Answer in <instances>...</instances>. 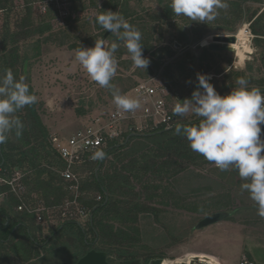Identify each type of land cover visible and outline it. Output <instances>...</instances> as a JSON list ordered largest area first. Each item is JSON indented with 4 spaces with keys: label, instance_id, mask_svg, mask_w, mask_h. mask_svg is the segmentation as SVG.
Here are the masks:
<instances>
[{
    "label": "trees",
    "instance_id": "1",
    "mask_svg": "<svg viewBox=\"0 0 264 264\" xmlns=\"http://www.w3.org/2000/svg\"><path fill=\"white\" fill-rule=\"evenodd\" d=\"M40 1L43 0H15L16 3H21L23 13L16 24V29L12 31L8 14L14 9V0H0V14L4 15L0 25V72L10 68L17 79L20 76L26 77V83L29 84L30 91L34 94L30 77H28V68L31 60L40 55V46L53 42L58 46H67L71 50L79 48L76 44L69 45L68 42L53 38L54 19H60L62 28L70 25L76 30H80L82 26L84 28L92 25L96 31L100 32V37L103 40H108L109 43L115 40L111 33L104 36L106 31L96 24V16L91 21L81 18L80 13L86 10L84 0H69V12L65 17H59L58 11L50 5L44 14H39L36 3ZM245 1L247 0H230L231 13L235 15L236 20L242 19L241 7ZM250 1L261 2V0ZM156 2L161 8V12L152 16L150 23L138 15V12L131 7L129 0H108L98 9L97 13L111 10L123 15L142 33L143 54H147L153 52L154 49L153 45H149L155 30L151 23H158L157 27L160 28L162 23L168 24L180 17L176 16L170 8V0H156ZM35 11L40 18L36 17ZM255 14L256 12L252 13L248 19H253ZM261 16L262 14L251 22V29L257 37L255 44L258 47H263L264 51V45L259 44L261 41L258 38L264 37V26L260 24ZM223 17L225 24H232L233 20L229 19L227 15H223ZM255 22H259L260 31L255 29ZM36 36H38L36 42L26 44L24 52L20 54L19 44ZM198 36L199 33L194 30V39H198ZM41 37H43L42 40ZM177 39V42L190 43L188 34L182 32L179 33ZM162 49L169 50L164 47ZM126 53V48L120 44L118 54ZM155 54L154 51L153 55ZM207 56L210 55L207 54ZM180 64L178 68L182 74L186 68L184 63ZM159 65L154 63V68L159 69ZM164 70V79L172 81V68L165 66ZM149 73H151L150 70ZM236 75L238 78L239 74ZM188 78L189 75L184 77V79ZM259 83V87L264 89V78L259 80ZM232 84L230 83L228 87H232ZM127 89L124 88L123 92ZM38 107L39 104L36 102L16 113L25 127L22 136L17 138L13 132L9 135L8 140L0 145V174L4 178H11L15 172L20 174L21 183L25 187L23 197L30 206L58 207L69 196L64 190L67 184L56 171L57 168H61L62 161L49 144L48 130L40 119ZM79 114L80 112L77 113V115ZM177 118H179L177 123L188 122V120H180L182 117L177 116ZM196 121L197 119L191 122L195 123ZM174 128L175 126L167 131L132 135L126 142L128 135H125L123 143L118 140L110 141L103 149L106 152L105 158L89 166L93 169V173L84 178L80 188L81 192H86V196L81 197L78 202L88 208L90 220L94 222L96 235L99 239L114 237L122 239L125 245L136 243L139 231L137 216L142 214L149 216L152 212L155 215V220H158L159 213L164 212L150 204L155 201H159L165 207L171 204L176 208L182 207L189 212L205 215L230 207L233 202L232 190L235 191L237 186L240 187L243 183L238 173L234 170L220 171L202 155L192 151L187 140L182 135L175 134ZM193 168H206L208 174L202 176L193 173ZM180 175L186 176L188 181L196 183L190 192L196 194L197 199L207 196L203 206H199V201H190L185 204L180 197L172 192L174 187H171L168 182L178 181L177 177ZM203 182L206 184L203 185ZM214 186L219 188L215 189ZM8 190V186H0V194L7 192L6 196L0 200V236L6 239L9 234L13 235L17 232L13 231V228L16 227L18 230L17 224H19L24 227L26 238L20 240V233H15L13 236L17 238V241H13L15 238L11 240L13 242L10 250L19 252L25 246L26 251L32 252L34 233H40L41 228L35 225L34 215L14 211L19 200ZM97 194L102 195L100 202L95 201ZM253 206L255 207V204ZM56 211H44L43 214L46 218H49L51 214L54 217V222L59 223L61 216ZM6 247L5 244H0V254H2L0 264H4L3 255Z\"/></svg>",
    "mask_w": 264,
    "mask_h": 264
},
{
    "label": "rangeland",
    "instance_id": "2",
    "mask_svg": "<svg viewBox=\"0 0 264 264\" xmlns=\"http://www.w3.org/2000/svg\"><path fill=\"white\" fill-rule=\"evenodd\" d=\"M107 1L84 0L86 10L80 13L81 18L91 21L98 14V9ZM226 2L228 3V8L218 10L219 14L216 19L208 23L191 21L183 16L178 17L175 21H169L170 23L168 24L162 23L160 28L157 27L158 23H151L155 30L149 45H153L154 49L152 51H155L156 54L153 55V52L143 54L149 60L148 67L146 70L135 67L128 53L119 55L117 50L115 53L117 62L116 75L111 83L118 87L123 94L130 97L131 94L128 92L140 81L152 80L156 84L162 83L168 91L167 100L172 109L177 99L181 100L190 96L193 84L198 81L197 74L212 76L211 84L220 95L228 94L232 87L235 86L236 74H239L238 77L246 78L251 86H259V80L264 78V51L263 47H258L255 44L256 36L252 42L254 47V53L251 55L252 60L247 62L244 68L243 65L239 69H229L230 65L235 61L234 53L226 51L214 52L209 50L208 47L212 43L213 36L232 35L243 24H249L255 20V17L261 15L260 12L264 10V0L258 3L250 0L245 1L241 7V20H236L235 15L231 13L232 5L230 0H226ZM129 3L138 12V15L148 23H150L152 16L161 12L156 0H129ZM13 8L8 14V16L10 15L12 31L16 29V24L23 13L20 2L16 3L14 0ZM254 12H256L255 17L249 20L248 18ZM35 15L40 18L37 11H35ZM223 15H227L229 19L233 20L231 25L223 22ZM2 17L4 15L0 14V25L2 24ZM261 17L260 24L264 26V15ZM60 24V19H54L52 27L53 38L68 42L69 45L76 44L79 47H93L95 40L103 39L100 37V32L96 31L92 25L84 28L82 26V29L76 30L70 25L62 28ZM254 25L255 29L260 31L259 22H255ZM194 30L199 33L198 39H194ZM180 32L188 34L190 38L189 44L177 42ZM37 38L38 36L21 42L19 44L20 54L24 52L26 44H33ZM258 38L261 41L259 44L264 45V37ZM105 42L110 45L108 40H105ZM163 47L169 48V50L162 49ZM207 54L211 57L207 56ZM154 63L160 64L159 69L154 68ZM180 63H184L183 65L186 68L182 74L178 68ZM165 66L172 68L173 80L170 82L164 79ZM149 70L151 73H149ZM187 75H189V78L184 79ZM28 77H30L31 86L37 96L39 104L38 114L49 135L69 136L78 129L95 124L98 119H104L111 109H117L109 89L100 87L90 79L87 72L75 60L74 50L69 49L67 46H58L53 42L42 44L40 46V55L31 60L28 68ZM230 83H233L232 87H228ZM133 84L135 85L133 86ZM129 86L132 87L130 88ZM124 88L128 89L123 92ZM78 112H80L79 115H77ZM196 119V117L189 115L188 117H182L180 120L195 121ZM128 124L129 122L127 121L124 126ZM163 130V128H159L157 131ZM151 132L148 129L140 133L127 131L120 136L118 141L123 143L125 135H145ZM193 173L202 176L208 174L206 168H193ZM177 179L178 181L172 180L168 182L171 187H174L172 192L177 197H180L185 204L190 201H199V206H203L202 204L205 203L204 200L207 199V196L197 199L196 194L190 192V189L194 188L196 183L188 181L187 177H182V175L178 176ZM202 184L205 185L206 183L203 182ZM214 188L218 189L219 187L214 186ZM222 189L224 190V188ZM232 195L233 202L230 207L207 215L192 213L185 210V208H176L171 204L165 207L159 201L150 203L158 210L164 211L159 213L158 220L165 222L166 231L170 234L169 236L172 240L169 244L171 246L170 253L177 256V258L188 260L189 257L193 256V253L199 251V256L214 261L213 258L203 254L213 257L210 254L212 253L211 245L220 243L215 237L220 238L219 232L223 234L234 230L239 233L235 240L237 253L231 259L230 264H240L244 259L250 260L248 257L250 253L255 256L258 253L264 256V249H261L262 246L264 248V218L257 215L256 205L255 207L253 206L255 203L249 198L247 192L241 191L239 186H237L235 191L232 190ZM218 212L226 213V219L220 221L219 224L215 223L208 227L197 229V224L200 220L205 216ZM137 220H139L138 226L142 233V239L139 241L141 246H146V244L153 246V238L164 235L165 231L162 232L164 229L162 230L158 225H153L155 221L153 217L142 214L137 216ZM54 223L58 224V222ZM114 226L119 227L115 224ZM156 232H159V234L156 235ZM259 247L261 248L259 249ZM214 262L221 264L218 260Z\"/></svg>",
    "mask_w": 264,
    "mask_h": 264
},
{
    "label": "clouds",
    "instance_id": "3",
    "mask_svg": "<svg viewBox=\"0 0 264 264\" xmlns=\"http://www.w3.org/2000/svg\"><path fill=\"white\" fill-rule=\"evenodd\" d=\"M176 16L191 21L208 23L216 19L220 9H227L226 0H170ZM95 22L110 32L115 40H95L93 47H79L74 58L90 79L111 92L118 111L133 113L141 107L138 98L123 94L111 83L116 75V59L120 44L126 48L135 67L146 70L148 58L143 56L142 33L123 15L111 10L101 11ZM211 76L197 74L198 85L182 102L176 100L173 115L197 118L195 123H177L174 131L182 135L192 151L202 155L220 171L234 170L243 181L241 191L249 194L255 203L257 215L264 218V89L251 86L244 77L235 80V86L226 95H220L209 83ZM202 89V90H201ZM37 102L30 91L26 77H15L10 68L0 72V145L14 132L19 138L25 127L16 115L26 106ZM106 152L94 151L92 160H103Z\"/></svg>",
    "mask_w": 264,
    "mask_h": 264
},
{
    "label": "built area",
    "instance_id": "4",
    "mask_svg": "<svg viewBox=\"0 0 264 264\" xmlns=\"http://www.w3.org/2000/svg\"><path fill=\"white\" fill-rule=\"evenodd\" d=\"M69 4V0H43L36 3V6L39 14H44L50 5L58 11L59 17H65L69 12ZM263 11L260 14L264 15ZM239 34H242L247 39L248 46L251 49L250 52H246L243 68L247 62L252 60L251 55L254 53L252 42L255 35L252 32L250 22L249 24H243L236 33L229 35L235 38L234 43L227 44L232 49L235 57V61L230 65L229 69L240 68L236 64V61L238 62L236 59L237 48L234 47L238 42L237 36ZM128 93L131 94L132 98H138L141 102V107L137 112L125 113L117 109H111L104 119H98L95 124L78 129L69 136L49 135V144L62 161L61 168H57L56 171L67 184L64 190L69 195L58 207L30 206L23 197L25 187L21 183L20 174L15 172L11 178H4L0 174V186H8V192L12 193L19 200V204L14 209L16 212H27L34 215L37 224H55L54 217L51 214L49 218H46L43 214L44 211L54 212L55 210L61 216L59 223L85 222L90 220L88 208L79 204L78 201L81 197L86 196V192H81L80 188L84 178L91 176L93 173V169L89 166L98 161L90 158L94 151L97 149L103 150L108 142L118 140L127 131H130V133H140L147 129L152 132L157 131L159 128L169 130L178 122V118L173 115V109L167 100L168 91L162 83L156 84L152 80H143L130 89ZM127 121L129 124L124 126ZM130 121L132 122L130 123ZM262 134H264V126H262ZM6 194V191L1 193L0 200ZM101 200L102 195L97 194L95 201L100 202ZM240 264L254 263L244 259Z\"/></svg>",
    "mask_w": 264,
    "mask_h": 264
},
{
    "label": "flooded vegetation",
    "instance_id": "5",
    "mask_svg": "<svg viewBox=\"0 0 264 264\" xmlns=\"http://www.w3.org/2000/svg\"><path fill=\"white\" fill-rule=\"evenodd\" d=\"M149 216L155 219L154 213L151 212ZM35 225L40 226L41 232L34 233L32 252L26 251L25 246L19 252L10 250L12 242L17 241L13 236L15 233H20V240L26 238V231L19 224L18 230L13 228V231H17L13 235L9 234L6 239L0 236V244L7 246L3 255L4 264H205L199 260V251L193 253L188 260L170 253L169 244L172 240L166 231L165 222L161 220H155L153 225H158L165 233L153 238V246H141L140 230L136 236L137 242L133 245H125L120 238L99 239L91 220L50 225L35 222ZM155 234L158 235L159 232ZM12 239L14 240L11 242Z\"/></svg>",
    "mask_w": 264,
    "mask_h": 264
},
{
    "label": "crops",
    "instance_id": "6",
    "mask_svg": "<svg viewBox=\"0 0 264 264\" xmlns=\"http://www.w3.org/2000/svg\"><path fill=\"white\" fill-rule=\"evenodd\" d=\"M15 211V210H14ZM16 212V211H15ZM248 212V211H246ZM226 219V218H225ZM224 219V220H225ZM223 223V222H222ZM220 223V224H222ZM219 224V222L217 223ZM240 232V231H239ZM218 234L220 238L217 236L215 237L220 243L213 244L212 246V253H210L213 257L207 254H203L204 256H207L209 258H213L214 261L218 260L221 264H230L231 259L236 255L237 253V246L235 245L237 236L239 233L235 232L234 230L230 231L229 233H221ZM242 234V233H241ZM240 234V236H241ZM228 240V241H227ZM228 245V246H227ZM261 247H259L260 249ZM264 249L263 246L261 248ZM264 251V250H263ZM248 255V254H247ZM215 257V258H214ZM250 258V262H253L254 264H264V256L263 254L259 255V253L255 256L253 253H250L248 255ZM260 262V263H259Z\"/></svg>",
    "mask_w": 264,
    "mask_h": 264
},
{
    "label": "water",
    "instance_id": "7",
    "mask_svg": "<svg viewBox=\"0 0 264 264\" xmlns=\"http://www.w3.org/2000/svg\"><path fill=\"white\" fill-rule=\"evenodd\" d=\"M110 32L106 31L105 36H107ZM235 42V38L233 36H213L212 43L209 45L208 49L214 52H232V49L227 44H232ZM209 83H212V80H209ZM198 85V81H196L191 90H190V96L188 98H191L192 92L195 90V88ZM202 90V89H201ZM185 98L181 99L182 102ZM132 136V134L128 135L126 137L125 142ZM226 218V213L218 212L214 213L208 216H205L200 222L197 224V229L208 227L212 224L218 223ZM201 260V258H199ZM202 261V260H201ZM203 262V261H202ZM219 264V263H218Z\"/></svg>",
    "mask_w": 264,
    "mask_h": 264
},
{
    "label": "bare ground",
    "instance_id": "8",
    "mask_svg": "<svg viewBox=\"0 0 264 264\" xmlns=\"http://www.w3.org/2000/svg\"><path fill=\"white\" fill-rule=\"evenodd\" d=\"M237 38H238V42L234 45V47L237 48V51H236L237 52L236 53V59L238 60L237 64L240 66V68H242V66L245 63L246 52H250L251 49L248 46L247 39L242 34H239L237 36ZM199 258H201V260L205 264H216L214 261H212L211 259H208L206 257L200 256Z\"/></svg>",
    "mask_w": 264,
    "mask_h": 264
}]
</instances>
